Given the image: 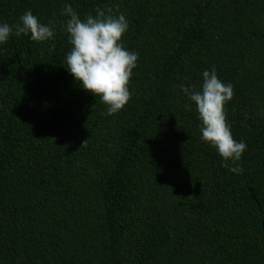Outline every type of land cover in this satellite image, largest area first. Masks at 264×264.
<instances>
[{
    "label": "trees",
    "instance_id": "16d2710c",
    "mask_svg": "<svg viewBox=\"0 0 264 264\" xmlns=\"http://www.w3.org/2000/svg\"><path fill=\"white\" fill-rule=\"evenodd\" d=\"M66 3L128 20L139 59L116 114L63 64ZM27 10L56 30L0 44V264H264V0H0V23ZM213 66L242 173L178 87Z\"/></svg>",
    "mask_w": 264,
    "mask_h": 264
},
{
    "label": "clouds",
    "instance_id": "9594fccd",
    "mask_svg": "<svg viewBox=\"0 0 264 264\" xmlns=\"http://www.w3.org/2000/svg\"><path fill=\"white\" fill-rule=\"evenodd\" d=\"M62 14L68 17L65 28L71 45L63 64L85 91L99 97L107 106L104 115L118 113L132 98L129 85L139 59L138 53L128 50L123 43L128 20L123 13L113 14L112 9L99 7L95 14L89 12L82 19L68 3L64 5ZM55 30L54 20L42 23L31 10H27L20 17V23H0V44L5 43L13 32L17 37L30 34L32 40L44 42L54 37ZM202 76L201 90L183 83L178 87L195 103L201 121V139L216 148L225 161L224 167L242 173L243 166L237 162L241 160L247 144L235 139L227 118L226 105L235 95L234 86L218 77L215 66L210 71L205 70ZM258 115H264V109ZM228 161H231V167Z\"/></svg>",
    "mask_w": 264,
    "mask_h": 264
}]
</instances>
